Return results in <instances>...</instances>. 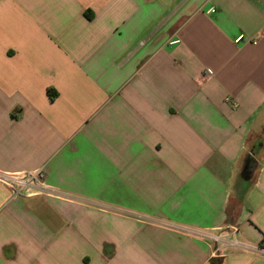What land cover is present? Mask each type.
Segmentation results:
<instances>
[{
  "label": "crops",
  "instance_id": "0c3cea01",
  "mask_svg": "<svg viewBox=\"0 0 264 264\" xmlns=\"http://www.w3.org/2000/svg\"><path fill=\"white\" fill-rule=\"evenodd\" d=\"M41 167L0 264H264L179 230L264 247V0H0V170Z\"/></svg>",
  "mask_w": 264,
  "mask_h": 264
},
{
  "label": "built area",
  "instance_id": "2783aa9c",
  "mask_svg": "<svg viewBox=\"0 0 264 264\" xmlns=\"http://www.w3.org/2000/svg\"><path fill=\"white\" fill-rule=\"evenodd\" d=\"M214 11L215 9L212 10V12ZM244 39V36H239L235 42L238 44ZM179 42L180 41H176L174 43ZM226 102L229 103L230 98H227ZM0 183L9 188L12 199L32 197H66V194L48 184L45 167L18 173L3 172L0 170ZM179 230L184 234L213 245L215 254H221L225 249L232 248L244 253L264 256V247L252 244L241 238V230L237 226L217 231L202 230L191 227H180Z\"/></svg>",
  "mask_w": 264,
  "mask_h": 264
},
{
  "label": "trees",
  "instance_id": "16d2710c",
  "mask_svg": "<svg viewBox=\"0 0 264 264\" xmlns=\"http://www.w3.org/2000/svg\"><path fill=\"white\" fill-rule=\"evenodd\" d=\"M89 17L91 18L92 15H89ZM51 97L55 98V95L51 93Z\"/></svg>",
  "mask_w": 264,
  "mask_h": 264
}]
</instances>
